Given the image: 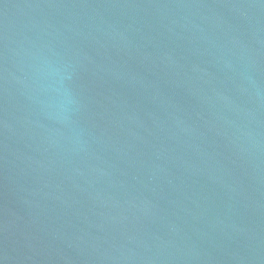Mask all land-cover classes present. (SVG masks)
Instances as JSON below:
<instances>
[{
  "label": "water",
  "instance_id": "1",
  "mask_svg": "<svg viewBox=\"0 0 264 264\" xmlns=\"http://www.w3.org/2000/svg\"><path fill=\"white\" fill-rule=\"evenodd\" d=\"M0 264H264V0H0Z\"/></svg>",
  "mask_w": 264,
  "mask_h": 264
}]
</instances>
